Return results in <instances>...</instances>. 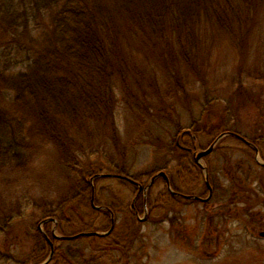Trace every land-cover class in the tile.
Returning <instances> with one entry per match:
<instances>
[{"label":"rangeland","instance_id":"obj_1","mask_svg":"<svg viewBox=\"0 0 264 264\" xmlns=\"http://www.w3.org/2000/svg\"><path fill=\"white\" fill-rule=\"evenodd\" d=\"M104 1L107 4L110 0ZM122 30L125 40L121 48L132 50L130 63L139 67V77L129 82L130 91L123 85L116 86L117 97L126 98L129 94L134 100L147 97L153 108L140 112L120 104L113 129L110 124L99 127L92 123L90 143L98 151L86 161L97 167L93 170H103L116 178L120 175L114 166L125 167L130 176L140 177L143 186L150 183L154 172L165 169L172 188L190 195L202 177L192 168L190 157L175 149L177 142L180 146L187 143L194 146L197 138L196 144L205 150L220 136L221 130L247 140L264 135V0L255 1L235 40L226 33L204 31L206 43L201 45L196 73L188 65L174 61L169 73L163 67L167 63L162 65L155 53L150 55L148 51L149 59L135 54L136 49L142 52L139 47L145 51L151 50V46H145L141 38L143 45L138 40L134 42L133 36ZM0 59L4 60L1 56ZM136 81L143 88L136 87ZM10 101V97H2L0 107L8 108ZM24 131L26 138L31 139V126ZM230 137L220 140L214 152L202 161L219 192L227 195L225 198L215 196L207 206L176 200L160 178L148 192L155 209L150 211L148 221L137 222L130 210L136 186L128 178L95 179L93 184L98 191L95 203L102 211L92 209L91 195L87 193L80 204H72L67 211L66 225L61 227L57 223L54 235L106 233L112 226L108 208L116 214L115 229L106 241L102 240L104 237L90 235L62 243V250L74 247L89 253L107 247L108 255H104L101 264H264V239L259 236L264 231L261 226L264 194L262 202L249 207V203H241L249 195L239 192L237 186L234 188L263 171L256 166L252 151ZM261 144L264 146V142ZM61 158L59 150L45 144L37 147L26 170L0 172V229L8 224L0 232V264L29 261L38 228L45 233L55 228L42 224L44 209L57 210L64 203L71 206L70 187L83 170L73 173L62 165ZM110 160L112 163H108ZM87 171H83L86 177L91 173ZM234 199L237 206L232 203ZM204 217L225 218L224 225L214 220L221 225L218 229L221 239L218 252L215 253L213 241L207 247L210 256L198 251ZM212 231L215 229L209 232ZM216 234L211 236L215 238ZM59 244L54 241L55 246ZM55 260L53 264H67L63 257L58 259V252Z\"/></svg>","mask_w":264,"mask_h":264},{"label":"trees","instance_id":"obj_2","mask_svg":"<svg viewBox=\"0 0 264 264\" xmlns=\"http://www.w3.org/2000/svg\"><path fill=\"white\" fill-rule=\"evenodd\" d=\"M255 1L0 0V56L4 59H0V99L11 98L8 108L0 107V172L26 170L37 147L45 144L59 150V161L73 173L91 172L86 177L82 171L72 182L70 207L64 203L57 210L44 209L45 225L53 226V220L61 227L66 225L72 204H80L87 193L92 197L91 179L108 174L93 170L97 167L86 161L98 151L90 143L92 123L110 124L113 129L120 104L140 112L153 108L147 97H117L116 86L130 91L129 82L139 77V67L130 63L132 50L121 48L122 28L134 42L143 45L141 38L145 46H151L145 51L139 47L142 52L136 49L135 54L149 59L148 51L155 53L162 65L167 63L163 67L169 73L173 71L171 61L186 64L196 73L201 45L206 43L204 31L226 33L235 40ZM135 86L143 88L137 81ZM30 126L33 134L27 139L24 128ZM114 168L121 177L140 180L125 167ZM84 233L90 232L72 236ZM45 234L52 236L51 230ZM78 239L55 240L60 243L55 256L58 252V259L63 257L67 264H101L108 255L107 247L89 253L74 247L62 250V243ZM49 252L38 229L33 252L23 264H42Z\"/></svg>","mask_w":264,"mask_h":264},{"label":"flooded vegetation","instance_id":"obj_3","mask_svg":"<svg viewBox=\"0 0 264 264\" xmlns=\"http://www.w3.org/2000/svg\"><path fill=\"white\" fill-rule=\"evenodd\" d=\"M226 133L232 134L233 136H231L230 138L234 137V138L240 140L252 151L253 156H254V161L256 162V166L261 168V170L263 171L259 174L253 175L250 182H248V183L234 185V188H236V186H237V190L239 188V190H238L239 192L241 191V192L247 193L249 195V198L241 200V203H249V207H254V204L262 202L261 196L264 194V159H262L263 161L260 160L261 157L263 158V156H264V146H263V144H261L264 142V135H260V137L259 136L257 137V135H256V137L254 139L247 140L244 137H242L241 135H238V134L230 132V131H226L225 133H222V134H226ZM228 136H230V135H228ZM214 142L211 145H213ZM185 143H187V142H185ZM193 143H194V146H192L191 143H187L186 146H183V145L180 146L181 145L180 142H177V146L175 149L180 150V151H184V154H186L185 156L190 157V159L188 158V160L190 161L192 168L194 169V171H197L196 174H199V177H202V178L198 179V177H197V179L199 180L198 184H197L198 186L196 187L195 190H193L190 193V195H185L182 192H180V191L178 192L175 189H173L175 193L181 194V195H183V197L178 198V197L172 196V195H171V197L175 198L176 200L193 201V202L205 204L207 206V204H209V202H211L215 196H220L222 198H225L227 195L219 192L220 189L217 188V185L215 184V182L212 181V178L210 177V175H208V183H209L211 191H212V194H211L212 197H211L210 201H208V202L206 201L208 199V197L210 196V189H209L208 185L206 184V180H205L206 169L202 165V161L206 157H208L209 155L200 159L199 162H197L196 159L201 152H204L208 148L204 150L202 147H200V145L196 144L197 138H195ZM207 173H208V171H207ZM167 177H168L169 182L172 185V180L170 179V176L167 175ZM161 179H163L164 182H166L164 177H162ZM136 188H137V193H135V198H134L133 203L130 207V210L133 213V216L136 218L137 222L148 221L150 211H153V209H155V207L151 204V201L149 200V194L148 193L145 194L144 189L140 191L137 186H136ZM227 192H230V191H227ZM140 199H141V203L139 204L138 201ZM232 203L234 205H236V200L235 199L232 200ZM137 204H139L140 206L137 207L136 206ZM141 214L144 216L143 219H141V216H142ZM204 218H205V222H203V229H204L203 231L204 232L201 233V238H199V244L200 245H199L198 251L203 252L204 254H207L208 256H210V252H208L209 250H207V247L209 248V245L212 244V241H213L215 244V247L217 248L215 250V253L218 252V246L220 245V239H221V234L218 230L219 226H221V225L218 222H214V220L222 222L221 224L224 225L225 224V221H224L225 218H220V219H211V218L209 219L208 217H204ZM261 226H264V223H261ZM213 229H215V231H217V232L212 231L210 233L209 231L213 230ZM212 233H217L215 238H213L211 236ZM262 233H264V231H261L259 233V236L261 238H263Z\"/></svg>","mask_w":264,"mask_h":264},{"label":"water","instance_id":"obj_4","mask_svg":"<svg viewBox=\"0 0 264 264\" xmlns=\"http://www.w3.org/2000/svg\"><path fill=\"white\" fill-rule=\"evenodd\" d=\"M224 136H225V135L220 136V137L216 140V142H215V143H214V144H213L208 150H206V151H204V152H201V153L198 155L196 161L199 162L200 159H202L203 157H206V156H208L209 154H211L212 151L214 150L216 144L218 143V141H219L221 138H223ZM160 176H165V174H160ZM157 177H159V176H157ZM157 177H155L154 179H152V183L154 182V180H155ZM165 178H166V177H165ZM166 181H167V184H169L167 179H166ZM168 189H169V191L172 193L171 188H170L169 185H168ZM173 194H174V195H177V194H175V193H173ZM108 234H109V233H108ZM108 234H107V235H108ZM89 235H91V236H101V234H99V233H93V234H89ZM262 236L264 237V233H262ZM66 239H70V238H66ZM47 240H48L49 245H50V248H51V253H50V256H49L48 260H47L44 264H49V263L51 262L53 256H54V245H53V243L50 241V239H49L48 237H47Z\"/></svg>","mask_w":264,"mask_h":264}]
</instances>
